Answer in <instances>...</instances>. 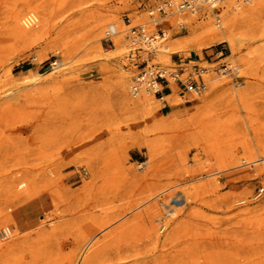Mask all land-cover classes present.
<instances>
[{"label":"rangeland","instance_id":"obj_1","mask_svg":"<svg viewBox=\"0 0 264 264\" xmlns=\"http://www.w3.org/2000/svg\"><path fill=\"white\" fill-rule=\"evenodd\" d=\"M154 1L0 0V264H264V0L164 21L154 63L210 71L169 107L130 94L123 20Z\"/></svg>","mask_w":264,"mask_h":264},{"label":"built area","instance_id":"obj_2","mask_svg":"<svg viewBox=\"0 0 264 264\" xmlns=\"http://www.w3.org/2000/svg\"><path fill=\"white\" fill-rule=\"evenodd\" d=\"M149 1V0H147ZM226 0H155L153 4L148 5L144 2L138 9H144L150 19L153 21L157 37H163V20L171 15V12L196 15L200 19L205 17L206 9H212V15L218 16L224 8ZM127 25L131 22L129 17L125 18ZM183 28V26H181ZM107 41L111 43L112 33L105 32ZM130 33L133 38H138L140 44H151L156 40L155 35H149L143 26L132 27ZM150 48V47H149ZM146 52V50H145ZM144 50L140 46L134 50L133 54L128 55L129 63L136 68V74L131 79L130 91L133 97L140 93L152 94L154 97L162 99L172 94L171 84L178 89V95L185 103H189L190 95H198L206 90L204 76L209 73L208 69L199 65L200 61H185L182 59L172 60L174 67L159 68L153 63L154 54L144 56ZM172 69V71H171ZM216 73L227 76H234V70L226 63L221 64ZM167 105L166 101H163Z\"/></svg>","mask_w":264,"mask_h":264},{"label":"bare ground","instance_id":"obj_3","mask_svg":"<svg viewBox=\"0 0 264 264\" xmlns=\"http://www.w3.org/2000/svg\"><path fill=\"white\" fill-rule=\"evenodd\" d=\"M211 10V11H213L212 9H210V8H207L206 10ZM148 14V13H147ZM184 14V13H183ZM182 13H177V12H171V15L170 16H167L164 20H163V25H164V21L167 19V18H169V17H171V16H173V15H183ZM18 14H16V15H12L11 16V20H12V22L15 24V31H16V33L18 34V36L19 37H21V38H23V39H30V38H32V37H34V36H36L37 34H38V32H33V30L32 31H26L25 30V28H29L28 26H30V25H32V24H34L35 23V17H34V14H32V13H29L28 15H26L24 18H22V20H21V24H22V26H23V30L22 29H20L18 26H17V21H18V16H17ZM126 17H128V16H126ZM125 17V18H126ZM148 17H149V15H148ZM149 19H150V17H149ZM129 20H130V22H131V24L130 25H127L126 24V22H125V19L123 20V24H124V26L127 28V30H126V32H127V35H128V38H129V40H130V43L132 44V46H133V48L131 49V50H135V49H137L138 47L140 48V46L143 48V50H144V56H147L148 54H151V53H153L154 55V60H155V56H156V53H157V51H158V48H159V45L161 44V41L164 39V37H165V29L162 27V29H163V37H157V35H156V31H155V27H154V25H153V21L150 19V24L152 25V27H153V31H149V29H148V27H147V25L146 24H143V23H141V24H136V25H132V20L129 18ZM215 21L217 22V23H219L220 22V19H219V17H215ZM46 25H47V20L46 19H44L43 20V22L41 23V29H44L45 27H46ZM136 26H143L144 27V29H145V31H147V33L149 34V35H155L156 36V40L154 41V42H151V44H147V43H144L143 42V44H140L139 42H138V38H133L132 37V35H131V33H130V30H131V28L132 27H136ZM180 26H183V25H180ZM217 26V25H216ZM14 31V32H15ZM109 31V30H108ZM105 32H107V31H105ZM104 32V40L105 41H107V36H106V33ZM110 33H112L111 31H109ZM217 34H218V32L217 31H212L211 33H210V35H211V37H209V41L210 42H216V41H221L222 39L221 38H218L217 37ZM115 36V34L114 33H112V37H114ZM112 37L110 38V41H111V43H112ZM150 47V48H149ZM145 50H146V52H145ZM129 52H130V50H129ZM128 52V53H129ZM128 55L129 54H127L126 55V60L128 61ZM103 59H106V57H104ZM129 62V61H128ZM170 63H171V59H170ZM130 64V63H129ZM152 64H154L156 67H159V68H166V69H168V68H171V67H174L173 66V64L171 63V65H170V67H163V66H159V65H157L156 63H154V61H153V63ZM53 65H57V63H54ZM62 64H58V66H61ZM131 65V64H130ZM231 68H232V66L230 65V64H228ZM137 71V70H136ZM171 71H172V69H171ZM209 71V70H208ZM214 71V70H213ZM210 72V71H209ZM215 72V71H214ZM136 74V72H134V74H133V76ZM221 74V73H220ZM223 75V74H222ZM132 76V77H133ZM172 87H175V85H173V83L171 84V88ZM130 94H131V91H130ZM142 94H146V93H140L137 97H133L132 96V94H131V97L132 98H138V97H140V95H142ZM146 95H152V94H146ZM153 96V95H152ZM154 97V96H153ZM167 97L168 96H165V97H163L162 99H159V98H157V97H154L155 99H157V101H160L161 103H164L163 101H166L167 102ZM172 203L174 204L173 206L174 207H176V208H178V207H183L185 204H186V201H185V198H183V197H178V198H176L175 200H173L172 201ZM171 211V209H169V210H167V212H170ZM166 212V211H165ZM167 214V213H166ZM168 215V214H167ZM91 239L85 244V251H86V249L88 248V247H90V245H91V243H93V241L95 240V236H93V237H90ZM98 252L97 251H92V252H90V253H85V256L82 254V256H81V258H80V264H90V262L91 261H93L97 256H98ZM79 264V263H78Z\"/></svg>","mask_w":264,"mask_h":264},{"label":"crops","instance_id":"obj_4","mask_svg":"<svg viewBox=\"0 0 264 264\" xmlns=\"http://www.w3.org/2000/svg\"><path fill=\"white\" fill-rule=\"evenodd\" d=\"M204 54H205L206 58H208V59H205L204 61L207 62L208 64H214V63L218 62L217 58L219 56V53L217 52L216 49H214V50L210 49L209 51H205ZM171 95H168V96H171ZM162 104H163V107H166V106L169 107L168 103H167V105H165L164 103H162Z\"/></svg>","mask_w":264,"mask_h":264}]
</instances>
